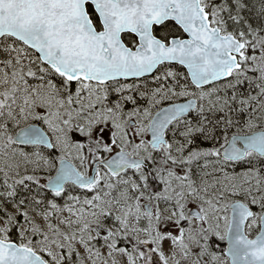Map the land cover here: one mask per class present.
I'll return each instance as SVG.
<instances>
[{
    "label": "snow or ice",
    "instance_id": "snow-or-ice-1",
    "mask_svg": "<svg viewBox=\"0 0 264 264\" xmlns=\"http://www.w3.org/2000/svg\"><path fill=\"white\" fill-rule=\"evenodd\" d=\"M0 264H264V0H0Z\"/></svg>",
    "mask_w": 264,
    "mask_h": 264
}]
</instances>
